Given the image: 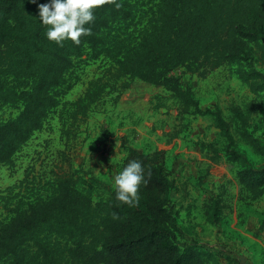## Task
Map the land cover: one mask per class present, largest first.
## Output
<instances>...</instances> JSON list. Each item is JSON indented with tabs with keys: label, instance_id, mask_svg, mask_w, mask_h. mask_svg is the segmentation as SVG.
Returning a JSON list of instances; mask_svg holds the SVG:
<instances>
[{
	"label": "trees",
	"instance_id": "trees-1",
	"mask_svg": "<svg viewBox=\"0 0 264 264\" xmlns=\"http://www.w3.org/2000/svg\"><path fill=\"white\" fill-rule=\"evenodd\" d=\"M49 2L0 0V110H17L0 122V166H13L58 107L61 135L68 136L118 83L122 89L140 82L171 92L182 114L212 117L229 145L230 127L220 110L201 109L171 72L182 68L204 78L246 63L238 70L240 80L252 94L264 93V77L252 67V46L264 61V0H117L119 8L105 3L95 9V20L86 25L91 35L81 36L80 44L62 45L47 38L39 19L38 4ZM100 58L108 68L74 102H63L79 81L75 70ZM231 113L245 126L240 108L231 107ZM243 137L264 156L257 139ZM132 160L141 162L146 180L134 206L115 198V186L107 199L93 201V187L101 182L86 174L82 180L78 171L46 181L25 176L6 188L0 195V264H207L196 246L176 242L164 152L127 147L117 174ZM238 180L250 200L264 194V168H244Z\"/></svg>",
	"mask_w": 264,
	"mask_h": 264
},
{
	"label": "rangeland",
	"instance_id": "rangeland-1",
	"mask_svg": "<svg viewBox=\"0 0 264 264\" xmlns=\"http://www.w3.org/2000/svg\"><path fill=\"white\" fill-rule=\"evenodd\" d=\"M252 52V67L264 77L260 50L252 46ZM108 66L101 58L81 64L75 70L79 81L63 102L79 98L87 83ZM242 68L246 63L226 65L204 78L182 68L170 74L192 92L201 109L220 110L229 124L232 145L214 127L212 117L182 114L171 92L140 82L134 89H122L118 83L116 91L105 94L68 136L61 135V108L50 113L42 130L15 155L13 166H0V195L25 176L46 181L78 171L82 180L86 174L101 182L93 187V201L105 200L125 148L134 145L142 153L162 150L173 182L169 207L177 244L196 246L207 264H264V194L250 200L238 180L244 168H264V156L254 153L243 137L247 133L264 147V93L249 91L238 76ZM233 106L242 111L245 126L233 117ZM16 114L17 110L4 107L0 122ZM0 216H4L1 207Z\"/></svg>",
	"mask_w": 264,
	"mask_h": 264
},
{
	"label": "clouds",
	"instance_id": "clouds-1",
	"mask_svg": "<svg viewBox=\"0 0 264 264\" xmlns=\"http://www.w3.org/2000/svg\"><path fill=\"white\" fill-rule=\"evenodd\" d=\"M36 3L37 0H30ZM105 3H112L119 8L117 0H50L38 4L39 19L47 26L46 36L50 41L62 45L71 40L80 44V37L91 35V28L86 27L95 20V9ZM115 198L123 204L134 206L139 202V189L146 183L144 168L140 161L132 160L113 178ZM113 219H118L113 214Z\"/></svg>",
	"mask_w": 264,
	"mask_h": 264
},
{
	"label": "crops",
	"instance_id": "crops-1",
	"mask_svg": "<svg viewBox=\"0 0 264 264\" xmlns=\"http://www.w3.org/2000/svg\"><path fill=\"white\" fill-rule=\"evenodd\" d=\"M132 148H134V149H136V150H138V148L136 147V146H131ZM124 156H125V154L124 155H122V158H124ZM123 160V159H122ZM122 162V161H121ZM109 185V184H108ZM114 183H113V186L112 185H109V187H111V189H113L114 188Z\"/></svg>",
	"mask_w": 264,
	"mask_h": 264
}]
</instances>
